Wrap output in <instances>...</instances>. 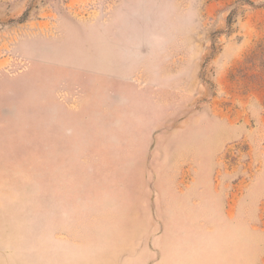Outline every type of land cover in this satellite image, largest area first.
Wrapping results in <instances>:
<instances>
[{
    "label": "rangeland",
    "instance_id": "374dc122",
    "mask_svg": "<svg viewBox=\"0 0 264 264\" xmlns=\"http://www.w3.org/2000/svg\"><path fill=\"white\" fill-rule=\"evenodd\" d=\"M0 264H264V0H0Z\"/></svg>",
    "mask_w": 264,
    "mask_h": 264
}]
</instances>
